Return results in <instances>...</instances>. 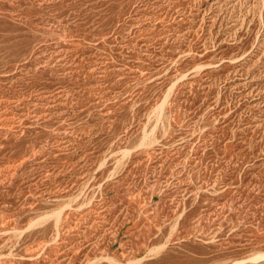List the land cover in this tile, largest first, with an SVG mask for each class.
<instances>
[{"label":"rangeland","instance_id":"rangeland-1","mask_svg":"<svg viewBox=\"0 0 264 264\" xmlns=\"http://www.w3.org/2000/svg\"><path fill=\"white\" fill-rule=\"evenodd\" d=\"M0 264H264V0H0Z\"/></svg>","mask_w":264,"mask_h":264}]
</instances>
